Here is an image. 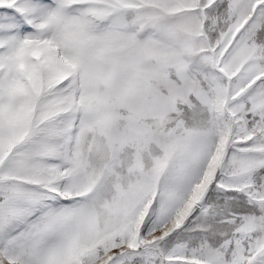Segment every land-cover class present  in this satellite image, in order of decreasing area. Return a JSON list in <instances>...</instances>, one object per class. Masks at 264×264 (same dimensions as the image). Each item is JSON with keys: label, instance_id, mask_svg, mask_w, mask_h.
<instances>
[{"label": "snow or ice", "instance_id": "1", "mask_svg": "<svg viewBox=\"0 0 264 264\" xmlns=\"http://www.w3.org/2000/svg\"><path fill=\"white\" fill-rule=\"evenodd\" d=\"M0 264H264V0H0Z\"/></svg>", "mask_w": 264, "mask_h": 264}]
</instances>
